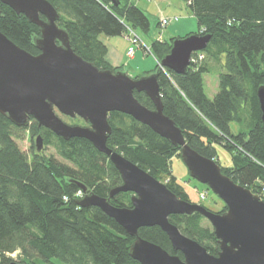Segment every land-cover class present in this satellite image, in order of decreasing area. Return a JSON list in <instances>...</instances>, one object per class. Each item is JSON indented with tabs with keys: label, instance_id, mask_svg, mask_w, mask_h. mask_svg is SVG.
Instances as JSON below:
<instances>
[{
	"label": "trees",
	"instance_id": "16d2710c",
	"mask_svg": "<svg viewBox=\"0 0 264 264\" xmlns=\"http://www.w3.org/2000/svg\"><path fill=\"white\" fill-rule=\"evenodd\" d=\"M47 1L59 14L57 24L67 32L73 51L103 69L122 66L106 61L101 34L127 35V28L146 32L150 26L145 11L132 0ZM184 1L197 19L192 33L211 37L203 50L192 53L185 73L160 69L162 111L191 148L216 160L222 173L264 200V130L256 93L264 85V0ZM0 31L27 52L39 53L33 43L38 27L2 2ZM173 39L151 42L156 65L143 74L158 67ZM210 63L217 69V91L212 97L205 92L203 78ZM133 93L141 104L154 107L145 93ZM108 121V147L148 171L178 198L190 201L171 171V157L180 156L178 146L128 114L112 111ZM26 132L31 144L23 150L17 140L24 139ZM37 135L42 141L39 151L34 144ZM214 142L229 151V165L218 162ZM49 148L65 161L47 154ZM121 181L108 156L89 140L64 139L38 126L32 117L26 126H17L0 114V264H57L53 259L59 264H140L129 254L133 237L99 207L76 203V191L81 189L107 197L114 206L131 207V192L108 197ZM168 220L217 255V238L200 213L170 214ZM138 234L182 258L159 226L140 227Z\"/></svg>",
	"mask_w": 264,
	"mask_h": 264
},
{
	"label": "water",
	"instance_id": "95a60500",
	"mask_svg": "<svg viewBox=\"0 0 264 264\" xmlns=\"http://www.w3.org/2000/svg\"><path fill=\"white\" fill-rule=\"evenodd\" d=\"M114 3L117 0H112ZM38 27L33 43L39 53L20 48L0 31V114L17 126H26L29 117L38 126L64 139L81 137L105 153L121 177V184L109 190L131 192V207H118L107 197L83 194L76 199L81 207L97 206L134 238L129 254L140 264H264V200L222 173L216 160L191 148L179 127L163 111L157 81L160 69L185 73L193 52L203 50L209 34L195 33L173 39L170 50L158 67L131 77L123 68L103 69L76 54L67 32L58 26L59 14L47 0H0ZM145 93L153 103L149 109L134 96ZM264 130V85L256 90ZM118 111L147 125L155 133L180 148L190 177L207 185L224 203L226 210L212 211L200 203L178 198L148 171L107 146L111 133L108 115ZM57 113L78 116L88 125L69 124ZM36 149L42 148L40 135ZM200 213L210 223L219 244L217 255L185 236L168 220L170 214ZM159 226L174 251L138 234L143 226ZM10 264H19L11 262Z\"/></svg>",
	"mask_w": 264,
	"mask_h": 264
},
{
	"label": "rangeland",
	"instance_id": "374dc122",
	"mask_svg": "<svg viewBox=\"0 0 264 264\" xmlns=\"http://www.w3.org/2000/svg\"><path fill=\"white\" fill-rule=\"evenodd\" d=\"M132 2L136 3L145 11L150 24L149 29L146 32L138 28L133 29L135 34L141 39L144 44H141L138 48H136L135 56L130 61V68L128 69L129 71H126L128 75H130L131 77H135L142 73V69H147L142 68L143 66L150 67L148 69L155 68L156 61L149 50V46L153 40L157 38L169 40L171 37H183L186 34L195 32L197 30V19L190 13L184 0H132ZM162 16L169 18L171 16H177V20H169L168 24L162 26L159 24L160 18ZM100 37L103 38V40L111 38V40L114 41L118 45V47H121V49L124 47V44H126L124 49L125 51H127V48L130 45L125 35L109 36L101 34ZM142 49L147 55H142ZM128 62L129 60L127 61V58H124V67H126ZM112 66L116 67L115 65ZM210 66V70L203 74V78L205 92L207 96L212 97L217 89L215 85L217 81V69L214 63H210ZM57 114L69 124H77L83 126L88 125L78 116L69 117L61 115L59 113ZM25 134L26 137L24 139L17 141L21 149L28 150L31 141L28 139V133L26 132ZM213 144L216 149L218 162L222 165H229L231 163L229 151L220 143L214 142ZM46 153L53 154L59 161H65L58 154H56L52 148H49ZM170 165L173 175L177 178L178 182L183 185L191 202L200 203L210 210L216 212H220L224 208L223 201L216 194H214L211 189L207 187V185L202 184L194 178L190 177L188 169L180 156L173 155L170 160ZM205 190V197H201L200 192ZM83 194L85 193L83 192ZM12 256L13 258H16V253H14ZM52 261L59 264L58 260L56 259H53Z\"/></svg>",
	"mask_w": 264,
	"mask_h": 264
},
{
	"label": "crops",
	"instance_id": "0c3cea01",
	"mask_svg": "<svg viewBox=\"0 0 264 264\" xmlns=\"http://www.w3.org/2000/svg\"><path fill=\"white\" fill-rule=\"evenodd\" d=\"M101 39L103 40V38H101ZM103 42L107 46V51H106V54H105L106 61L109 62L112 65H115V66H122L123 69H125L126 71H129L128 69L130 68V61L135 56L136 52L134 51L132 56H128L126 54V51L124 50L126 44H124V47L121 49V47H118V45L114 41H112L111 38L104 39ZM142 55H147V54L144 53L143 49H142ZM124 58H127V61L129 60V62L127 64L128 66L126 65V67H124L125 64L123 63L124 62ZM142 68H147V69H142L143 71L140 74H143L146 71L153 70V69H148L150 67H144L143 66ZM215 85H216V88H217V81H216ZM213 88H212V90H213ZM216 91H217V89H216Z\"/></svg>",
	"mask_w": 264,
	"mask_h": 264
},
{
	"label": "built area",
	"instance_id": "2783aa9c",
	"mask_svg": "<svg viewBox=\"0 0 264 264\" xmlns=\"http://www.w3.org/2000/svg\"><path fill=\"white\" fill-rule=\"evenodd\" d=\"M169 20H172L171 18H166V17H161L160 18V25H166L168 24ZM126 39L129 41V46L127 48L126 54L128 56H132L134 51L136 50V48L139 47V45H144L143 42L141 41V39L135 34L134 30L131 28H127V35ZM191 61V58H190ZM262 190L264 191V186L262 187ZM206 194V190L205 191H201L200 195L201 197H205ZM77 197H81L83 195V192L81 189L76 191L75 194ZM66 199V197H64Z\"/></svg>",
	"mask_w": 264,
	"mask_h": 264
},
{
	"label": "flooded vegetation",
	"instance_id": "af4514ba",
	"mask_svg": "<svg viewBox=\"0 0 264 264\" xmlns=\"http://www.w3.org/2000/svg\"><path fill=\"white\" fill-rule=\"evenodd\" d=\"M191 202V201H190ZM224 206V205H223ZM226 210V209H225Z\"/></svg>",
	"mask_w": 264,
	"mask_h": 264
}]
</instances>
